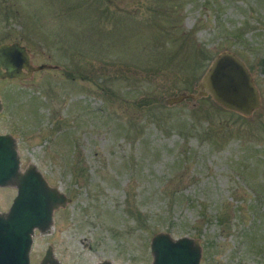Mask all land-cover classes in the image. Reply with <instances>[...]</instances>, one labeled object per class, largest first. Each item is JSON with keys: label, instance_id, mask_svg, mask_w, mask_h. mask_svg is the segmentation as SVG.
Listing matches in <instances>:
<instances>
[{"label": "rangeland", "instance_id": "obj_1", "mask_svg": "<svg viewBox=\"0 0 264 264\" xmlns=\"http://www.w3.org/2000/svg\"><path fill=\"white\" fill-rule=\"evenodd\" d=\"M15 43L51 68L0 79V133L70 200L31 264H152L160 233L201 264H264V0H0ZM224 52L259 90L249 117L199 92ZM16 196L0 188L2 214Z\"/></svg>", "mask_w": 264, "mask_h": 264}, {"label": "water", "instance_id": "obj_2", "mask_svg": "<svg viewBox=\"0 0 264 264\" xmlns=\"http://www.w3.org/2000/svg\"><path fill=\"white\" fill-rule=\"evenodd\" d=\"M48 68L51 67L34 68L26 47L18 43L0 46L1 80L26 79L35 71ZM198 89L202 95H211L225 110L246 117L261 106L260 93L251 72L231 52H224L215 59ZM194 97L181 95L168 100L167 104L172 106ZM2 110L0 99V112ZM8 186L17 188V196L7 214L0 211V264H31L35 231L48 233L53 225L54 211L65 207L70 200L51 188L34 166L22 172L15 139L0 133V188ZM151 252L152 264H201L199 243L187 237L174 240L168 234H157L151 241ZM41 264H59L52 248L47 250Z\"/></svg>", "mask_w": 264, "mask_h": 264}, {"label": "trees", "instance_id": "obj_3", "mask_svg": "<svg viewBox=\"0 0 264 264\" xmlns=\"http://www.w3.org/2000/svg\"><path fill=\"white\" fill-rule=\"evenodd\" d=\"M206 68V67H205ZM197 79H199V78H197ZM197 80H195L194 82H196ZM191 84V83H190ZM192 85V84H191Z\"/></svg>", "mask_w": 264, "mask_h": 264}]
</instances>
